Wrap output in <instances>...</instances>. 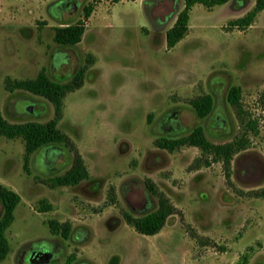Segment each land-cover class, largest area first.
Returning <instances> with one entry per match:
<instances>
[{
	"label": "rangeland",
	"instance_id": "1",
	"mask_svg": "<svg viewBox=\"0 0 264 264\" xmlns=\"http://www.w3.org/2000/svg\"><path fill=\"white\" fill-rule=\"evenodd\" d=\"M65 1L0 0V111L9 123L52 119L47 100L7 92L4 79L34 77L44 68L51 80L65 83L91 55L84 84L65 96L57 124L90 178L55 189L35 183L33 176L63 173L71 151L32 154L26 174L23 140L0 136V182L21 199L0 264H64L69 257L70 264H264V198L245 195L264 188V109L258 104L264 9L246 30L228 31L227 22L243 16L254 0H230L210 10L195 4L188 32L167 49L165 32L183 0H77L72 13H57L55 6ZM87 5L93 11L84 18ZM81 19L87 26L78 44L53 41L55 27ZM232 86L240 88L242 108L256 119L258 134L246 135L245 147L232 156L229 186L221 159L195 147L169 153L153 142L185 136L197 126L214 145L238 138L239 119L226 99ZM204 94L213 98V109L200 119L183 99ZM146 179L182 213L152 236L137 234L119 211L142 216L156 208ZM40 200L52 210L38 212ZM49 219L71 223L67 239L49 233Z\"/></svg>",
	"mask_w": 264,
	"mask_h": 264
},
{
	"label": "trees",
	"instance_id": "2",
	"mask_svg": "<svg viewBox=\"0 0 264 264\" xmlns=\"http://www.w3.org/2000/svg\"><path fill=\"white\" fill-rule=\"evenodd\" d=\"M229 1L230 0H183V8L176 15L171 27L165 32L166 48H173L188 32L190 10L195 4H199L210 10L215 6L226 4ZM115 2H118V0H115ZM144 2L148 1L145 0ZM263 9L264 0H254L252 8L243 16L227 22L226 29L228 31L234 29L239 31L246 30L252 25L257 14ZM92 11L93 9L90 5L83 7V17L89 18ZM53 30V41L57 45L74 46L80 42L85 27L78 21L74 24L55 27ZM92 60L93 57L87 55L85 59L86 63L78 67L71 79L65 83L51 80L44 68L40 69L34 77L16 79L7 76L4 79V89L7 92L25 91L42 97L53 107V118L44 123L35 121L9 123L2 116L0 111V136L9 140L22 139L24 142L25 153L22 164L23 171L26 174L30 173L28 163L29 157L37 152L44 151L43 155L48 157L52 151H58L59 155L61 153V148H66L72 153L70 166L63 173L46 178L33 176V181L35 183L42 184L49 189L76 186L80 182L90 178L81 154L77 151L73 141L57 127V124L62 117L63 100L65 96L83 86L85 75ZM226 99L239 119L242 132L238 138L225 144L214 145L206 139L202 127L197 126L185 136L173 138L159 137L154 140L153 144L156 148L169 153L183 147H195L200 149L205 156L211 154L214 160L216 158L221 159L226 183L231 186L230 165L232 156L241 148L245 147L247 140L246 135L256 136L258 134V123L255 118L246 117L247 113L242 108L241 90L238 86L229 88ZM183 102L188 104L195 115L200 119L206 118L213 109V98L209 94L186 98L183 99ZM258 104L261 109H264V90L259 94ZM45 151H47L48 154H46ZM196 164V166L201 165V163ZM203 165H209L207 159L204 161ZM145 185L147 190L156 197V208L142 216H134L123 208H120L119 211L123 221L128 226L132 227L137 234L152 236L162 230L170 216L177 215L182 217V213L170 202L166 195L157 190V187L151 179H146ZM245 195L253 198H264V188L247 191ZM20 201V196L14 190L0 182V263L6 259L10 250L6 232L14 219V210ZM110 201L114 202L113 197H110ZM37 210L38 212H49L52 210V205L45 200H40ZM45 224L51 235L60 236L63 239L68 238L71 231V223L69 221L60 222L56 219H49ZM190 236L198 240V242H203L202 237L197 236L193 231H190ZM71 262L72 257H69L64 264H70Z\"/></svg>",
	"mask_w": 264,
	"mask_h": 264
},
{
	"label": "flooded vegetation",
	"instance_id": "3",
	"mask_svg": "<svg viewBox=\"0 0 264 264\" xmlns=\"http://www.w3.org/2000/svg\"><path fill=\"white\" fill-rule=\"evenodd\" d=\"M78 1L77 0H67V1H65V2H63V3H61L60 5H58V6H55V10H57V13L59 12V13H62L63 11H65V12H69L73 7H75V6H77V3ZM55 5V4H54ZM70 13V12H69ZM72 13V12H71ZM53 59V58H52ZM37 252V251H36ZM35 252V253H36ZM35 253L33 254H31V256L29 257V260L31 261V260H33V258H35ZM37 254V253H36ZM37 257H40L39 256V253H38V255H37Z\"/></svg>",
	"mask_w": 264,
	"mask_h": 264
},
{
	"label": "built area",
	"instance_id": "4",
	"mask_svg": "<svg viewBox=\"0 0 264 264\" xmlns=\"http://www.w3.org/2000/svg\"><path fill=\"white\" fill-rule=\"evenodd\" d=\"M81 24L84 26V27H86L87 26V21H85L84 19H81Z\"/></svg>",
	"mask_w": 264,
	"mask_h": 264
},
{
	"label": "crops",
	"instance_id": "5",
	"mask_svg": "<svg viewBox=\"0 0 264 264\" xmlns=\"http://www.w3.org/2000/svg\"><path fill=\"white\" fill-rule=\"evenodd\" d=\"M101 1V0H100ZM120 1H122V0H120ZM139 1H145V0H134V1H128V2H133V3H136V2H139ZM148 1V0H147ZM3 184V183H2ZM4 185V184H3ZM6 186V185H5ZM8 187V186H7ZM8 188H10V187H8ZM13 190V189H12Z\"/></svg>",
	"mask_w": 264,
	"mask_h": 264
},
{
	"label": "water",
	"instance_id": "6",
	"mask_svg": "<svg viewBox=\"0 0 264 264\" xmlns=\"http://www.w3.org/2000/svg\"><path fill=\"white\" fill-rule=\"evenodd\" d=\"M76 7V6H75ZM75 7H73L69 12H73L75 10ZM27 111H31L29 108H27Z\"/></svg>",
	"mask_w": 264,
	"mask_h": 264
}]
</instances>
